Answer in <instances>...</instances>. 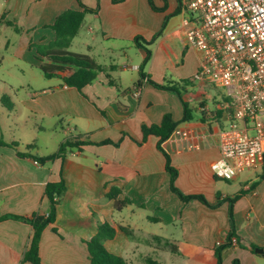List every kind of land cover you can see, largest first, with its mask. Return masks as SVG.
I'll list each match as a JSON object with an SVG mask.
<instances>
[{
    "label": "crops",
    "instance_id": "obj_1",
    "mask_svg": "<svg viewBox=\"0 0 264 264\" xmlns=\"http://www.w3.org/2000/svg\"><path fill=\"white\" fill-rule=\"evenodd\" d=\"M152 1L159 10H152L148 0L116 4L112 0H81L84 6H98V10L85 14L70 44L69 49L73 50L69 51L87 55L102 69L82 89V94L62 82V77L74 71L70 66L51 78L42 74L44 88L25 91L24 86H30L36 77L32 73L26 78L22 68L16 75L5 70L6 56L1 53L0 138L15 146H0V217L47 214L50 204L44 195L45 185L63 179L66 193H73L72 177L81 180L86 171L102 179L97 190L101 197L103 184L108 182V189H120L118 199H129L130 203L118 211L110 200V222L126 228L129 234H119L106 243L107 246L125 236L127 245L119 255L128 264H144L146 256L160 264H215L202 253L171 254L164 242L177 241L208 252L231 232L237 245L222 250V264H232L234 260L239 264H264V254L255 253L256 248L264 249V179L258 180L260 170L244 171L229 181L214 177L211 171V164L219 158L218 132L223 126L217 101L209 109L203 92L193 93L185 87L181 97L188 104L194 99L199 116L180 123L162 144L171 165L178 170L175 186L185 195H202L212 207L197 200L184 203L169 190V174L155 136L149 135L138 144L142 140V124H159L167 113L174 121L183 116L179 96L153 87L148 79L159 84L191 80L200 63V53L185 41L184 21L191 22L195 16L184 1ZM68 9L81 10L76 0H0V50L7 53L10 38H14L24 54L22 58L9 55L10 60L23 59L38 70L50 65L36 47L55 39L49 27ZM6 22L15 23L20 31L15 32ZM163 23L161 34L153 40ZM137 36L151 42V58L143 70L144 77L140 75V65L145 52L135 46ZM12 54L18 53L15 50ZM199 88L202 90L201 85ZM3 96L12 103V110L1 103ZM214 110L221 113L219 118L205 115V120H200L201 111ZM74 136L94 143L110 140L118 145H84L81 150H67L63 159L38 162ZM241 191L246 194L233 204L232 231L227 199ZM64 196L56 224L47 226L41 234V264H89L83 239L91 231L79 223L99 222L62 220L67 202ZM147 223L156 225L157 230L150 231ZM76 227L86 229L88 234L71 230ZM31 234V226L25 220L0 221V264H28L21 261Z\"/></svg>",
    "mask_w": 264,
    "mask_h": 264
},
{
    "label": "built area",
    "instance_id": "obj_2",
    "mask_svg": "<svg viewBox=\"0 0 264 264\" xmlns=\"http://www.w3.org/2000/svg\"><path fill=\"white\" fill-rule=\"evenodd\" d=\"M183 1L195 16L184 21L185 41L200 53L193 78L225 90L216 104L223 126L211 171L229 181L264 162V0Z\"/></svg>",
    "mask_w": 264,
    "mask_h": 264
},
{
    "label": "trees",
    "instance_id": "obj_3",
    "mask_svg": "<svg viewBox=\"0 0 264 264\" xmlns=\"http://www.w3.org/2000/svg\"><path fill=\"white\" fill-rule=\"evenodd\" d=\"M81 10H65L59 14L50 29L55 33V39L48 43L47 45L36 47L37 53L42 56V58L50 61V65H42L40 70L44 77L51 78L56 76L55 72H64L65 67L73 68V72L70 75L62 77V82L68 87L75 88L79 93L82 94V89L91 84L97 77L98 73L101 72V68L96 64L90 57L84 54L74 53L69 51L70 44L75 36L78 34L86 13H93L98 10L96 8L91 9L84 6L81 0H76ZM124 0H112L113 3H120ZM148 3L152 10L157 11V9L152 0H148ZM6 25L13 28L15 32H19L20 28L13 22H6ZM165 23H163L162 28L159 32L153 37V40L156 39L162 32ZM151 42H146L142 37L137 36L134 38V44L136 47L141 48L145 52V57L140 65V75L144 77L143 72L145 66L148 64L151 58V51L148 48V45ZM148 83L153 87L161 90H168L175 92L181 101L183 108V116L179 121H174L171 114H164L159 124L146 125L142 124L141 134L142 140L138 142L141 145L149 135H153L157 138L156 147L163 154L165 159V171L169 174L168 186L169 190L175 194L182 202L186 203L190 200H197L202 204L212 207L208 204L206 199L202 195H185L183 194L176 186L175 180L178 175V170L171 165L170 156L165 152L162 147V144L172 135L176 130L177 126L182 122H189L192 120L191 108L189 104L185 102L181 97V92L185 90V87L191 83V80H182L174 83L159 84L155 83L152 80L148 79ZM1 103L8 109L12 110L13 105L8 101L6 96L1 98ZM203 105H200L201 109ZM219 111H201L200 120L203 121L204 116L208 115L209 118H219ZM84 145H113L117 146V143H114L110 140H104L98 143L90 142L84 140L82 136L68 137L63 141L58 150L50 155L44 156L38 159L39 163L51 162L57 158H64L66 151L71 150H81ZM0 146H10L14 147V143H6L0 138ZM264 179V162L261 165V170L258 176V180ZM108 182H104L101 194L112 201L115 210H121L125 205L129 204V199H118L120 193L119 188L111 187L108 189ZM254 187V184L252 185ZM66 193V184L63 179L59 182L52 183L49 182L45 185L44 195L49 201L50 210L47 214L45 213H34L30 218H22L14 215H4L0 217V221L6 219H15V220H25L29 223L32 229L31 237L28 241L27 247L23 253L22 263L28 264H41L39 257V241L43 230L51 225L56 224L57 216L62 211V197ZM246 191H241L236 193L233 197L228 198V218L231 225V230H234V221H233V204L241 196L245 195ZM73 224V223H70ZM81 226L86 227L91 231L90 235L83 239V242L86 244L89 264H128L127 260L119 254L113 253L108 250L106 243L113 241L117 238L119 234L128 235L129 231L110 221H101L99 223H90V222H80ZM54 232H57L56 228H52ZM234 233L231 232L225 238V241L222 245L217 246L214 250L204 252L198 251L194 248L184 246L177 241H165L164 245L166 249L175 255L185 256L187 253H199L204 254L205 258L211 259L215 264H222V250L226 247H230V240ZM255 247H251V251ZM144 264H160L157 260L146 256L144 258ZM232 264H239L237 260H234Z\"/></svg>",
    "mask_w": 264,
    "mask_h": 264
},
{
    "label": "rangeland",
    "instance_id": "obj_4",
    "mask_svg": "<svg viewBox=\"0 0 264 264\" xmlns=\"http://www.w3.org/2000/svg\"><path fill=\"white\" fill-rule=\"evenodd\" d=\"M5 40L2 39L1 42H4ZM17 40L14 38H10V49L9 51L4 52V49L0 50V56L1 53L6 56V59L4 60L3 67L5 70L10 71L14 73L15 75L19 73V68H22L25 70L26 78L28 75L32 74L36 77V80L34 83H32L30 86H24V90H39L41 88H44L45 86V80L42 76V73L37 68H34L31 63L28 62L25 63L19 59L10 60L8 57L9 55H12L13 57L18 56V58H22L21 56L24 54V49L16 46ZM13 45V46H12ZM16 46V47H15ZM38 47V46H37ZM13 48V49H12ZM18 53L17 55L12 54V52ZM73 50V49H69ZM18 64V65H16ZM199 85H201L202 90H200ZM187 87V86H186ZM0 88L2 86L0 85ZM186 89V88H185ZM188 91L197 93L199 91L203 92L206 97V103L209 109L213 108V102L219 101L225 94V90L223 88L217 87L212 83H203L201 84L198 81H195L194 78L191 79V83L188 85ZM183 92V91H182ZM8 95V93H5ZM23 94V92L21 93ZM9 96V95H8ZM10 97V96H9ZM12 100L10 97L9 100ZM193 101L190 102L189 107L191 108V114L195 118L199 116V111L197 107V103L192 99ZM196 108V109H194ZM72 126V125H71ZM27 133V130L24 131ZM261 170V167L259 168ZM102 179L97 178L95 175L91 176L88 172L85 171L84 178L81 180H77L75 177H72L73 187L71 188L73 190V193H66L64 198H67V202L65 204V214L61 216L62 220H85L90 219L95 222H101V221H110V215L112 212L111 209V201L101 197L97 190L102 184ZM146 223V222H145ZM147 228L150 231L157 230V226L147 223ZM72 231H77L78 234L86 235L88 234V231L83 228H71ZM127 245V238L125 236H120L117 241L111 242L107 244L108 250L114 253L120 254L122 250Z\"/></svg>",
    "mask_w": 264,
    "mask_h": 264
},
{
    "label": "water",
    "instance_id": "obj_5",
    "mask_svg": "<svg viewBox=\"0 0 264 264\" xmlns=\"http://www.w3.org/2000/svg\"><path fill=\"white\" fill-rule=\"evenodd\" d=\"M255 253H257V254L263 253L264 254V249L256 248Z\"/></svg>",
    "mask_w": 264,
    "mask_h": 264
}]
</instances>
